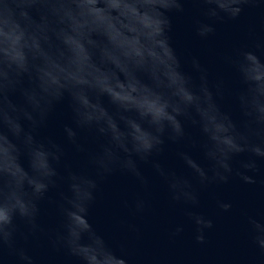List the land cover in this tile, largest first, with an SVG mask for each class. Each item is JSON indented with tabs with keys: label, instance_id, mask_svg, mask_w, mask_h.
Segmentation results:
<instances>
[{
	"label": "clouds",
	"instance_id": "clouds-1",
	"mask_svg": "<svg viewBox=\"0 0 264 264\" xmlns=\"http://www.w3.org/2000/svg\"><path fill=\"white\" fill-rule=\"evenodd\" d=\"M183 2L0 0V250L7 247L21 264H33L23 249L15 248L16 220L20 218L31 234L42 231L37 222L39 202L63 179L68 191L56 202L62 225L53 245L66 249L82 264H130L129 257L113 251L88 221L99 181L122 171L135 176L146 188L148 182L138 161H149L162 151L165 137L186 139L185 121L198 126L204 137L201 147L207 168L187 153L180 154L201 187L226 183L233 175L245 183L256 182L248 173L256 170L251 157L264 159V40L253 47L237 48L227 57L245 86L237 96L245 117L238 126L217 103L221 86H210L196 61L194 66L201 75L200 83L194 84L182 72L169 43L167 13L183 11ZM196 2L204 5V15L215 21L236 19L246 6H257L260 0ZM214 31L212 24L196 22L200 37ZM117 32L119 41L113 39ZM69 36L79 42V48L67 43ZM150 52L161 54L164 62ZM57 65L63 71L56 70ZM50 72L56 76L55 82ZM15 92L23 96V104L13 103ZM125 94L135 102L123 99ZM65 95L71 99L77 126L95 130L103 138L99 149L90 155L94 175L69 172L61 178L58 165L63 150L54 142L37 140L33 134ZM103 96L109 98L112 111L102 103ZM24 121L32 130L25 129ZM65 131L76 143V132L71 128ZM241 153L250 154V158L235 169L233 158ZM21 155L28 159L27 169L20 162ZM153 166L166 183L172 203L190 208L199 205L198 191L189 179L165 170L159 163ZM218 206L224 211L231 208L223 202ZM148 207L147 199L138 196L132 210L143 213ZM186 215L195 226L196 242L203 244L205 230L213 227L212 219L191 210ZM248 225L254 246L264 256V224L249 217ZM182 231L178 226L172 235Z\"/></svg>",
	"mask_w": 264,
	"mask_h": 264
},
{
	"label": "water",
	"instance_id": "water-1",
	"mask_svg": "<svg viewBox=\"0 0 264 264\" xmlns=\"http://www.w3.org/2000/svg\"><path fill=\"white\" fill-rule=\"evenodd\" d=\"M204 7L196 0H184L183 11L167 13L171 25L167 33L169 43L180 60L182 72L194 84L200 83L201 75L194 66L196 61L200 69L206 72L210 86H221V93L216 97L217 103L221 111L240 126L245 117L239 108L237 96L245 86L227 57L237 48L253 47L258 40H264V0H260L257 6H246L236 19L210 20L204 15ZM197 21L212 24L214 33L206 38L200 37L196 32ZM119 36L117 32L113 39L119 41ZM66 39L68 44L80 47L79 42L71 36ZM150 54L161 63L164 62L161 54ZM56 70L63 71V68L57 65ZM48 75L55 82L56 76L51 72ZM141 78L148 82L147 77ZM27 84L25 80V86ZM120 87L123 88V85ZM122 98L135 102L130 94ZM11 99L15 104L24 102L19 92L13 93ZM101 101L109 111L113 110L107 96L101 97ZM23 124L25 129L32 130L27 121ZM66 128L76 132V143L69 139ZM185 130L186 139L172 141L165 137L162 151L154 154L149 161H138V168L148 182L146 188L135 176L122 171H115L101 179L95 201L89 209V223L113 251L118 255H127L130 264H264V256L254 246L248 225L249 217L264 224V159L251 157L255 159L256 170L248 175L255 179V183H245L239 176L233 175L226 183L201 187L180 154L187 153L207 168L208 161L201 147L204 137L199 127L191 121H185ZM32 131L37 140L54 142L63 150L58 165L61 178L69 172L94 175L90 155L99 149L103 138L95 130L77 126L70 97L65 95L57 101L46 122ZM249 158L248 153L235 156L233 167L239 169L241 162ZM20 162L25 169L29 167L25 155H21ZM154 163L189 179L198 191L199 205L190 208L182 203H172L168 187L154 168ZM67 191V184L61 179L39 202L37 222L42 231L31 234L20 218L16 220L18 234L15 248L23 249L32 258L33 264H82L66 249L52 243L62 225L56 202L61 193ZM138 196L145 197L149 207L143 213L134 214L132 205ZM218 202L228 203L231 208L224 211L219 208ZM188 210L203 214L213 221V227L205 230L203 244L195 240V226L186 215ZM131 226H135L136 230ZM178 226L183 231L173 236ZM0 264L21 262L12 250L5 247L0 250ZM117 264H123V261H117Z\"/></svg>",
	"mask_w": 264,
	"mask_h": 264
}]
</instances>
